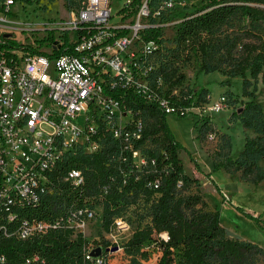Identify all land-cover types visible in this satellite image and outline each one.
I'll return each instance as SVG.
<instances>
[{
	"label": "built area",
	"instance_id": "built-area-1",
	"mask_svg": "<svg viewBox=\"0 0 264 264\" xmlns=\"http://www.w3.org/2000/svg\"><path fill=\"white\" fill-rule=\"evenodd\" d=\"M77 1L67 10L68 20L54 27L60 33L46 41L43 52H32L23 45L38 43L19 37L31 27L8 24L25 2L0 0V239L26 240L60 228L85 235L88 224L102 220V210H97L102 209V193L75 201L65 213L47 219L33 210L45 195L56 192L53 174L62 162L98 151L107 137L116 142L109 162L119 172L135 173L136 179L150 175L145 187H159L166 166L145 151L143 110L130 105L129 98L138 97L166 114L200 111L195 101L183 104L191 95H183L178 87L166 93L161 68L164 23L153 18L171 13L175 0ZM114 16L118 20L112 23ZM152 28L162 29L161 34L145 39ZM227 107L228 98L221 94L207 110ZM208 138L213 139V133ZM62 179L80 192L85 189L81 168H69ZM113 228L129 229L121 216L114 218ZM110 231L105 238L115 243ZM161 235L167 238L165 232ZM99 246L90 241L84 247L90 264H112L110 255L124 253L118 245L94 255ZM40 262L41 255L31 253L16 264ZM0 264H9L3 252Z\"/></svg>",
	"mask_w": 264,
	"mask_h": 264
},
{
	"label": "trees",
	"instance_id": "trees-1",
	"mask_svg": "<svg viewBox=\"0 0 264 264\" xmlns=\"http://www.w3.org/2000/svg\"><path fill=\"white\" fill-rule=\"evenodd\" d=\"M22 1L33 3L37 0ZM66 2L71 6L78 1ZM236 15L248 20L251 25H261L264 23V0H203L195 11L184 15L175 24L173 36L176 48L194 52L201 59L200 66L206 71L219 70L214 65L206 66L203 59L209 56V48H214L219 42L214 40L216 31ZM161 32L160 28H152L143 37L158 38ZM252 37L253 41L239 44L241 50L238 55L231 52L238 41H233L228 51L232 74L241 77L244 83L248 80L247 72L253 80L260 78L264 82V33L255 32ZM46 41H37L36 47L32 44H25L23 47L32 52H43L41 48ZM161 61L166 93L169 94L173 88L184 84L185 75L175 77L176 69L168 68L166 59ZM185 92L192 97L188 96L182 102L190 105L195 101V93L191 89ZM129 104L143 110L145 129L141 143L155 145L158 150L151 149L149 154L157 157L159 166H166L159 187H145V181L153 178L150 175L141 174L136 179L135 173L125 176L119 172L109 162L116 142L107 137L98 151L72 155L57 167L53 174L56 192L45 195L33 213L40 218H51L65 213L75 201L102 193V224L103 229L109 232L114 218L120 216L121 210L134 203L138 193L143 190L146 198L151 201L150 221L144 225L138 224L121 246L126 254H140L146 259L150 254L149 248L156 249L155 264H264V248L240 236L227 234V228L221 223L220 210L216 205L210 206L198 190V177L185 172L180 158V151L185 146L172 132L167 120L168 114L138 97L134 101L129 98ZM248 105H251V101H248ZM205 126L204 121L202 128ZM254 144L255 141L247 139L241 153L254 150ZM71 167L81 168L85 174L83 192L62 179ZM105 185H108L107 192L104 191ZM193 186L196 191H190ZM246 214L259 222L262 220L261 214ZM163 232L167 234V238L162 237ZM90 241L99 244L104 253L110 245H115L105 237L89 240L82 232L60 228L26 240L0 239V252L6 254L9 264H16L23 256L31 253L41 255L44 262L38 264H90L84 258V247Z\"/></svg>",
	"mask_w": 264,
	"mask_h": 264
},
{
	"label": "rangeland",
	"instance_id": "rangeland-1",
	"mask_svg": "<svg viewBox=\"0 0 264 264\" xmlns=\"http://www.w3.org/2000/svg\"><path fill=\"white\" fill-rule=\"evenodd\" d=\"M175 1L177 4L171 13L168 11L153 20L164 23L162 35L166 55L162 60H167L168 68L176 69L175 77L185 75V82L178 86V90L186 95L185 91L191 89L200 109L184 116L168 114L172 132L186 146L180 151L184 170L198 177V190L210 206L218 207L221 223L227 229L264 246V82L260 78L253 80L249 72L245 83L241 77L233 76L228 53L233 41H238L231 50L233 55H238L240 43L253 41L252 34L255 32L264 33V23L251 25L237 15L229 18L215 33L214 40L219 42L214 48H209V56L203 59L206 66L214 65L219 70L206 71L200 66L201 59L194 52L176 48L173 36L176 22L195 11L203 0ZM68 9L66 0L22 3L18 6V12L10 16L8 24L31 27L19 34L26 42L51 40L60 33L54 28L59 21L68 20ZM116 9L117 6H114V12ZM117 20L118 17L114 16L111 22ZM221 94L228 98V107L220 112L207 110ZM248 101H251L250 106ZM204 121L206 126L202 128ZM209 133H213V139L208 138ZM247 139L255 141L253 146L256 148L241 153ZM143 147L147 152L158 150L150 143ZM190 191H196V187L193 186ZM150 202L141 190L136 201L119 212L129 229L119 231L113 228L110 231L115 245H124L138 224L144 225L150 221ZM246 213L261 214L262 220L259 222ZM107 235L102 220L92 221L85 229V236L89 240H100ZM149 249L150 254L146 259L140 254L121 252L110 255L111 263L155 264L151 258L156 249Z\"/></svg>",
	"mask_w": 264,
	"mask_h": 264
},
{
	"label": "water",
	"instance_id": "water-1",
	"mask_svg": "<svg viewBox=\"0 0 264 264\" xmlns=\"http://www.w3.org/2000/svg\"><path fill=\"white\" fill-rule=\"evenodd\" d=\"M227 234H229V235H231V236H238V235H236L234 232H232L231 230H229V229H227ZM116 249H118V245H114V246H112L111 248H106L105 250L106 251H108V250H111V251H114V250H116ZM103 252V249H102V247H97V248H95L94 250H93V254L94 255H99V254H101Z\"/></svg>",
	"mask_w": 264,
	"mask_h": 264
},
{
	"label": "crops",
	"instance_id": "crops-1",
	"mask_svg": "<svg viewBox=\"0 0 264 264\" xmlns=\"http://www.w3.org/2000/svg\"><path fill=\"white\" fill-rule=\"evenodd\" d=\"M167 120H168V117H167ZM176 138L179 140V141H181L177 136H176ZM183 143V142H182ZM183 145L185 146V144L183 143ZM186 147V146H185ZM223 225V224H222ZM225 228H226V226L225 225H223ZM236 235H238L236 232H234ZM238 236H240V235H238ZM241 237V236H240ZM241 238H243V239H246V240H249V239H247V238H244V237H241ZM249 241H252V240H249ZM252 242H255V243H257V244H259L258 242H256V241H252ZM261 247H263L264 248V246L262 245V244H259ZM156 257H157V252L154 254V256L151 258V261L153 262V261H156ZM152 264H154V263H152Z\"/></svg>",
	"mask_w": 264,
	"mask_h": 264
}]
</instances>
